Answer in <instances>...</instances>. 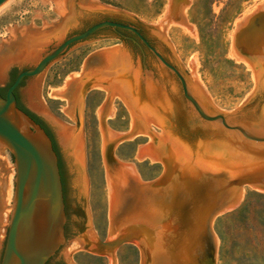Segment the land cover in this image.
<instances>
[{
    "label": "water",
    "instance_id": "1",
    "mask_svg": "<svg viewBox=\"0 0 264 264\" xmlns=\"http://www.w3.org/2000/svg\"><path fill=\"white\" fill-rule=\"evenodd\" d=\"M8 1L0 0V9ZM51 2L61 14L59 20L43 22L41 28L12 26L0 43L1 92L18 73L0 95V264H73L70 255L79 250L116 264L113 253L123 243L136 245L139 264H214L213 217L232 210L243 187L264 193V0L236 23L230 35L231 56L246 65L254 84L231 111L210 103L196 76L195 56L187 64L190 79L165 38L168 24L194 35V26L185 21L186 0H168L164 17L155 25L96 0ZM179 4L183 7L177 21ZM107 20L137 24L156 38L154 31L165 28L164 52L176 67L152 51L177 81L153 63L155 80L145 75L141 87L139 69L133 70L119 47L97 51L50 95L66 99L61 111L75 123L67 126L48 113L39 96L45 70L67 51L96 41L87 38L100 29H124L141 38L132 26ZM93 55L102 56V62L88 66ZM90 88L106 92L96 111L108 199L104 240L93 234L87 209L81 120L83 96ZM15 93L18 103L51 131L60 172L49 137L16 106ZM113 97L129 114L127 133L112 132L105 125L112 118ZM136 135L148 138L134 158L162 165L154 181L140 182L131 164L112 156L116 144ZM77 214H83L84 222L76 219Z\"/></svg>",
    "mask_w": 264,
    "mask_h": 264
},
{
    "label": "rangeland",
    "instance_id": "2",
    "mask_svg": "<svg viewBox=\"0 0 264 264\" xmlns=\"http://www.w3.org/2000/svg\"><path fill=\"white\" fill-rule=\"evenodd\" d=\"M109 8L121 11L146 25H155L166 13L168 0H96ZM185 21L194 26V35L180 26L168 24L165 38L191 79L187 69L192 55L196 58V76L210 103L217 109L231 111L238 107L253 89L250 71L242 62L230 56L229 35L234 23L247 16L261 0H186ZM51 0H12L0 13V43L11 27L31 24L41 28L43 22L53 24L59 20ZM114 41H93L67 51L53 62L44 73L39 96L48 113L63 124L75 127L62 109L66 99L50 97L60 90L65 78L79 73L84 59L111 47ZM97 88H90L83 96L82 138L84 171L87 177V209L91 230L96 238L107 237V187L101 159V139L98 130L97 109L104 103ZM111 99L115 107L112 118L105 120L106 127L115 133L129 132V115L126 109ZM145 138L133 137L115 145L112 156L120 163L133 164L140 182H151L162 172L160 163L137 161V147ZM250 188V187H249ZM216 239L214 264H264V193L250 188L238 204L229 211L217 214L210 222ZM116 264H139V250L132 243H123L113 253ZM73 264H108V258L79 250L70 255Z\"/></svg>",
    "mask_w": 264,
    "mask_h": 264
},
{
    "label": "flooded vegetation",
    "instance_id": "3",
    "mask_svg": "<svg viewBox=\"0 0 264 264\" xmlns=\"http://www.w3.org/2000/svg\"><path fill=\"white\" fill-rule=\"evenodd\" d=\"M182 7H183L182 4L178 5V7H177L178 11L176 12L175 19L173 17H171L172 19L177 20V21L180 20V14H181V8ZM102 21H105V20H102ZM107 21H112L115 23L132 26L134 28V30L141 36L142 39L139 38L135 33L131 32V31H127V30L119 29V28L112 29L110 27H106V28L98 30L97 32H95L93 35H91L87 39H93V40H96L97 42H108V41L116 42L115 47H119L121 49V51L126 53V55L130 59L131 66H132L133 70H135V68L139 69L141 87L142 86L144 87L145 75H148L151 77V79H150L151 82H154V80H155L154 70L151 68L152 64L158 63L159 65H161L158 58L156 57V55L154 54V52L152 50H154L158 55H160L167 63L176 67L174 64H172V62H170V60L168 59V57L166 56V54L164 52V51H166L167 48L162 43L161 40H163V33H164L165 28L162 29L159 26L158 27L159 29H156L154 31V35L157 36V38H156V37L150 36L143 28H141L137 24L123 22V21H117V20H107ZM99 22H101V21H99ZM94 24H96V23H94ZM94 24H92V25H94ZM92 25H90V26H92ZM89 27H87V28H89ZM156 31L158 34H155ZM76 34H78V33H76ZM87 39H85V40H87ZM85 40H83V41H85ZM83 41H81V42H83ZM101 57L102 56H100V55L91 56L88 60L89 61L88 66H93L95 64L101 63L102 62ZM162 68L165 71H167L175 79L174 75H172L165 67L162 66ZM25 79L22 80V82L17 87V89L20 88V86L22 85V83ZM0 95L4 96V93L0 91ZM64 95L67 98H69L71 96V92L64 91ZM15 97H16V106L21 111H23L25 114H27L36 124H38L44 130L46 135L49 137V139L52 143L53 150L56 153L57 161H58L59 153H58L57 148H56V142H55L54 137H53L51 131L49 130L48 126L40 118L33 115L30 111H28L26 108L22 107L18 103V98L16 96V93H15ZM73 113H74L73 116L77 117V111L74 110ZM58 168H59V161H58ZM59 172H60V168H59ZM60 177H61V174H60ZM66 218H67V214H66ZM76 219L84 222L83 214H77ZM82 233H83V230H80L79 235H81ZM64 234H65V227H64Z\"/></svg>",
    "mask_w": 264,
    "mask_h": 264
},
{
    "label": "bare ground",
    "instance_id": "4",
    "mask_svg": "<svg viewBox=\"0 0 264 264\" xmlns=\"http://www.w3.org/2000/svg\"><path fill=\"white\" fill-rule=\"evenodd\" d=\"M12 0H9L1 9H0V13L8 6V4L11 2ZM261 2H262V0H261ZM260 2V3H261ZM259 3V4H260ZM257 6H255L254 8H252V10L250 11V13H252L253 12V10L256 8ZM54 9H55V4H54ZM56 11V10H55ZM249 13V14H250ZM58 15H60L61 16V14H59V13H57ZM248 14V15H249ZM165 15V14H164ZM245 16H243L242 18H244ZM241 18V19H242ZM240 20V19H239ZM239 20H237L235 23H234V25H233V28H234V26L236 25V23L239 21ZM182 28V27H181ZM184 31H186L184 28H182ZM233 30V29H232ZM188 33V32H187ZM231 33H232V31H231ZM231 33H230V35H231ZM230 35H229V39H230ZM230 56H231V47H230ZM232 57V56H231ZM233 58V57H232ZM235 59V58H234ZM236 61H238V62H241V61H239V60H237V59H235ZM243 63V62H242ZM244 64V63H243ZM245 65V64H244ZM245 67H246V65H245ZM247 68V67H246ZM248 69V68H247ZM249 70V69H248ZM76 74H78V73H76ZM61 90V89H60ZM96 90H98V91H100L101 93H102V95H103V98H104V100H105V98H106V92L104 91V90H101V89H96ZM114 99L116 100V101H118L122 106H123V104L120 102V100H119V98L118 97H114ZM113 99V100H114ZM112 107V109H113V113H112V115L114 114V111H115V107L112 105L111 106ZM124 107V106H123ZM125 108V107H124ZM126 109V108H125ZM127 111V110H126ZM128 113V112H127ZM129 115V114H128ZM149 126V128L150 129H152L154 132H157V133H159V129H157L154 125H148ZM111 131V130H110ZM135 138H137V137H140V138H145V142H146V140H147V136H144V135H136V136H134ZM136 160V159H135ZM142 160H148L149 162H151V163H158L157 161H150L148 158H143ZM142 160H140V161H142ZM123 164H127V163H123ZM132 166H133V168H134V165L133 164H131ZM134 171H135V168H134ZM250 190V188L249 187H243L242 188V191H243V193H242V197L244 196V194L246 193V191L247 190ZM241 197V198H242ZM136 246V245H135Z\"/></svg>",
    "mask_w": 264,
    "mask_h": 264
},
{
    "label": "trees",
    "instance_id": "5",
    "mask_svg": "<svg viewBox=\"0 0 264 264\" xmlns=\"http://www.w3.org/2000/svg\"><path fill=\"white\" fill-rule=\"evenodd\" d=\"M17 74H18V73H17ZM17 74H13V75L11 76V81H10V83L7 85V87L11 85V83L14 81V79H15V77H16ZM7 87L5 88V90L7 89ZM5 90H4L3 93H5ZM31 116H32V115H31ZM32 117H33V116H32Z\"/></svg>",
    "mask_w": 264,
    "mask_h": 264
}]
</instances>
